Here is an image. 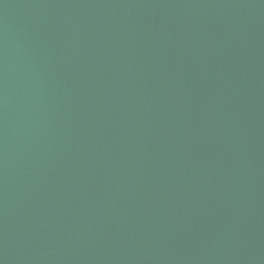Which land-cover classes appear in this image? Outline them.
<instances>
[{
    "label": "water",
    "instance_id": "obj_1",
    "mask_svg": "<svg viewBox=\"0 0 264 264\" xmlns=\"http://www.w3.org/2000/svg\"><path fill=\"white\" fill-rule=\"evenodd\" d=\"M0 264H264V0H0Z\"/></svg>",
    "mask_w": 264,
    "mask_h": 264
}]
</instances>
